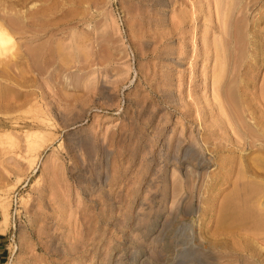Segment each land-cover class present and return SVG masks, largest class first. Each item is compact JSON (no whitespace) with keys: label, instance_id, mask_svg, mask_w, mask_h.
<instances>
[{"label":"rangeland","instance_id":"obj_1","mask_svg":"<svg viewBox=\"0 0 264 264\" xmlns=\"http://www.w3.org/2000/svg\"><path fill=\"white\" fill-rule=\"evenodd\" d=\"M0 27V264H264V0H0Z\"/></svg>","mask_w":264,"mask_h":264},{"label":"crops","instance_id":"obj_2","mask_svg":"<svg viewBox=\"0 0 264 264\" xmlns=\"http://www.w3.org/2000/svg\"><path fill=\"white\" fill-rule=\"evenodd\" d=\"M5 234V232H0V262H5L7 258L6 245L8 237Z\"/></svg>","mask_w":264,"mask_h":264},{"label":"bare ground","instance_id":"obj_3","mask_svg":"<svg viewBox=\"0 0 264 264\" xmlns=\"http://www.w3.org/2000/svg\"><path fill=\"white\" fill-rule=\"evenodd\" d=\"M9 35L7 34L6 31H4L1 27H0V40L2 39H9ZM30 138V137H29ZM259 138V137H258ZM248 197V196H247ZM244 218V217H243Z\"/></svg>","mask_w":264,"mask_h":264},{"label":"built area","instance_id":"obj_4","mask_svg":"<svg viewBox=\"0 0 264 264\" xmlns=\"http://www.w3.org/2000/svg\"><path fill=\"white\" fill-rule=\"evenodd\" d=\"M8 244H11V241ZM6 250L9 251L8 245H6Z\"/></svg>","mask_w":264,"mask_h":264}]
</instances>
